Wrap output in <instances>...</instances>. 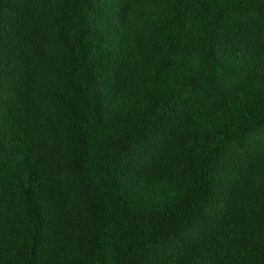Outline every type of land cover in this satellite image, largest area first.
<instances>
[{"label":"trees","instance_id":"1","mask_svg":"<svg viewBox=\"0 0 264 264\" xmlns=\"http://www.w3.org/2000/svg\"><path fill=\"white\" fill-rule=\"evenodd\" d=\"M264 0H0V264H264Z\"/></svg>","mask_w":264,"mask_h":264},{"label":"rangeland","instance_id":"2","mask_svg":"<svg viewBox=\"0 0 264 264\" xmlns=\"http://www.w3.org/2000/svg\"><path fill=\"white\" fill-rule=\"evenodd\" d=\"M249 143L250 145L245 147L239 146L240 160H243L248 156L264 154V133H261L260 135H258V133L250 135V138L248 139V144Z\"/></svg>","mask_w":264,"mask_h":264}]
</instances>
